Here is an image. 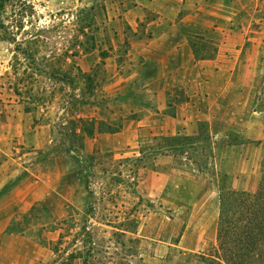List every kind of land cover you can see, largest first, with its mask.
<instances>
[{"label": "rangeland", "instance_id": "obj_1", "mask_svg": "<svg viewBox=\"0 0 264 264\" xmlns=\"http://www.w3.org/2000/svg\"><path fill=\"white\" fill-rule=\"evenodd\" d=\"M137 1L0 0V209L16 204L7 233L39 243L38 264H198L214 235L199 223L221 191L244 187L208 123L166 135L129 120L144 100L124 81L139 62L125 36ZM171 1L186 4L179 18L199 8L221 28H186L197 57H213L223 32L247 34L251 109L264 110V0ZM227 142L248 143L233 131ZM261 173L244 178L250 191Z\"/></svg>", "mask_w": 264, "mask_h": 264}, {"label": "crops", "instance_id": "obj_2", "mask_svg": "<svg viewBox=\"0 0 264 264\" xmlns=\"http://www.w3.org/2000/svg\"><path fill=\"white\" fill-rule=\"evenodd\" d=\"M139 1L125 12L130 31L125 34L130 35V56L139 62H134L135 68L124 81L128 89L143 88L144 100L139 103L142 107L130 113L129 120L138 121L143 114L144 119H149L146 125L166 135L189 134L198 123H208L214 145H226L230 153H237L235 159L226 158V165H235L229 172L234 184L244 186L234 188L252 190L248 185L251 182L244 178L256 174L264 162V110L251 109L253 85L245 81L246 67L240 59L247 34L223 32L221 45L213 57H197L186 28L207 24L209 31H219L221 28L215 21L206 22L199 8L190 19L179 18L185 2L176 6L171 0ZM150 10L155 13L152 19L147 15ZM111 54L116 61V48ZM123 69L119 70L121 79L125 75ZM229 131L245 137L248 143L229 145ZM12 206L11 210L0 209V264L45 261V253L38 254L39 243L7 233L16 214V204ZM218 217L219 204L218 214L207 213L198 226L199 232L214 234L211 243L216 240ZM23 243H28L29 247L26 249Z\"/></svg>", "mask_w": 264, "mask_h": 264}, {"label": "trees", "instance_id": "obj_3", "mask_svg": "<svg viewBox=\"0 0 264 264\" xmlns=\"http://www.w3.org/2000/svg\"><path fill=\"white\" fill-rule=\"evenodd\" d=\"M194 257L198 264H264V162L255 191H221L216 240Z\"/></svg>", "mask_w": 264, "mask_h": 264}]
</instances>
